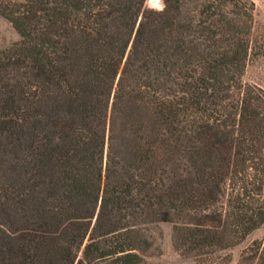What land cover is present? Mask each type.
<instances>
[{
  "label": "trees",
  "instance_id": "trees-1",
  "mask_svg": "<svg viewBox=\"0 0 264 264\" xmlns=\"http://www.w3.org/2000/svg\"><path fill=\"white\" fill-rule=\"evenodd\" d=\"M254 0H0V264H148L155 228L231 264L264 226ZM237 264H264L255 239Z\"/></svg>",
  "mask_w": 264,
  "mask_h": 264
},
{
  "label": "rangeland",
  "instance_id": "rangeland-1",
  "mask_svg": "<svg viewBox=\"0 0 264 264\" xmlns=\"http://www.w3.org/2000/svg\"><path fill=\"white\" fill-rule=\"evenodd\" d=\"M155 0H150L154 4ZM256 4L253 29L254 49L249 59L244 80L264 89V0H254ZM20 40V36L12 24L0 16V49L11 46ZM154 233L161 253L148 259V264H195L190 258L182 257L172 244V225L159 224ZM255 239H264V226L257 230L246 242L234 248L231 253L233 262L237 264L241 251Z\"/></svg>",
  "mask_w": 264,
  "mask_h": 264
}]
</instances>
